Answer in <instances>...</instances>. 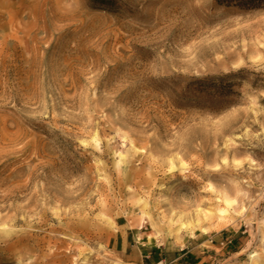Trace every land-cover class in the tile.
Returning a JSON list of instances; mask_svg holds the SVG:
<instances>
[{
	"label": "rangeland",
	"instance_id": "rangeland-1",
	"mask_svg": "<svg viewBox=\"0 0 264 264\" xmlns=\"http://www.w3.org/2000/svg\"><path fill=\"white\" fill-rule=\"evenodd\" d=\"M0 264H264V6L0 0Z\"/></svg>",
	"mask_w": 264,
	"mask_h": 264
},
{
	"label": "trees",
	"instance_id": "trees-1",
	"mask_svg": "<svg viewBox=\"0 0 264 264\" xmlns=\"http://www.w3.org/2000/svg\"><path fill=\"white\" fill-rule=\"evenodd\" d=\"M238 1L243 7L256 8L259 6H264V0H234Z\"/></svg>",
	"mask_w": 264,
	"mask_h": 264
},
{
	"label": "crops",
	"instance_id": "crops-1",
	"mask_svg": "<svg viewBox=\"0 0 264 264\" xmlns=\"http://www.w3.org/2000/svg\"><path fill=\"white\" fill-rule=\"evenodd\" d=\"M185 256V254H181V255H179L174 261H180V262H182V258ZM173 261V262H174Z\"/></svg>",
	"mask_w": 264,
	"mask_h": 264
}]
</instances>
